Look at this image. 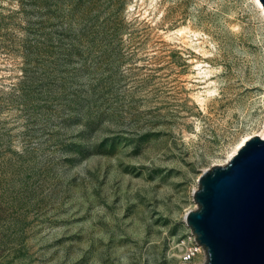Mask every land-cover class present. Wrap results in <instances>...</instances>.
<instances>
[{"label":"rangeland","instance_id":"1","mask_svg":"<svg viewBox=\"0 0 264 264\" xmlns=\"http://www.w3.org/2000/svg\"><path fill=\"white\" fill-rule=\"evenodd\" d=\"M263 126L255 0H0V264H181L199 175Z\"/></svg>","mask_w":264,"mask_h":264},{"label":"water","instance_id":"2","mask_svg":"<svg viewBox=\"0 0 264 264\" xmlns=\"http://www.w3.org/2000/svg\"><path fill=\"white\" fill-rule=\"evenodd\" d=\"M197 181L184 221L205 259L190 264H264V137L253 134Z\"/></svg>","mask_w":264,"mask_h":264},{"label":"built area","instance_id":"3","mask_svg":"<svg viewBox=\"0 0 264 264\" xmlns=\"http://www.w3.org/2000/svg\"><path fill=\"white\" fill-rule=\"evenodd\" d=\"M179 259L181 264H190L196 262V258L203 254L205 257L204 249L200 243L197 242L192 231L186 238L181 239Z\"/></svg>","mask_w":264,"mask_h":264},{"label":"bare ground","instance_id":"4","mask_svg":"<svg viewBox=\"0 0 264 264\" xmlns=\"http://www.w3.org/2000/svg\"><path fill=\"white\" fill-rule=\"evenodd\" d=\"M256 1V3L258 4V6L260 7V9L262 10V12H263V14H264V7L262 6V4H261V2H260V0H255ZM254 134H259L261 137H264V126L262 127V129L261 130H259V131H257V132H255ZM250 136H252V135H247V136H244L236 145H235V147L232 149V151L230 152V153H228L227 154V158L224 160V162H226L227 160H229L232 156H233V154H235V152L238 150V148L250 137ZM206 169V168H205ZM204 169V170H205ZM198 180V179H197ZM198 182V181H197ZM196 186L197 185H195L194 186V188L192 189V192H193V190L194 189H196ZM188 211V210H187ZM186 211V212H187ZM186 212H185V214H186ZM185 214H184V216H185ZM179 245V247H180V243L178 244ZM180 249H181V247H180Z\"/></svg>","mask_w":264,"mask_h":264}]
</instances>
